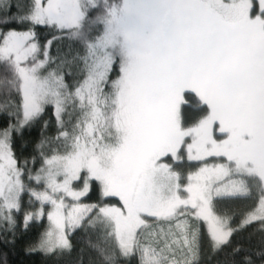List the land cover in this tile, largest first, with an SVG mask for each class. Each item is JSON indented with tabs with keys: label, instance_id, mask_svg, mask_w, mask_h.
Returning <instances> with one entry per match:
<instances>
[{
	"label": "snow or ice",
	"instance_id": "1",
	"mask_svg": "<svg viewBox=\"0 0 264 264\" xmlns=\"http://www.w3.org/2000/svg\"><path fill=\"white\" fill-rule=\"evenodd\" d=\"M0 117L2 264H264V0H0Z\"/></svg>",
	"mask_w": 264,
	"mask_h": 264
},
{
	"label": "trees",
	"instance_id": "2",
	"mask_svg": "<svg viewBox=\"0 0 264 264\" xmlns=\"http://www.w3.org/2000/svg\"><path fill=\"white\" fill-rule=\"evenodd\" d=\"M3 125V118L0 117V126ZM32 137L37 135V130L33 129L30 133H26ZM22 219V217H21ZM47 221L46 217L43 219V223L33 224V226L25 233L23 236L17 239V242L13 249H9L8 262L9 264H72V262L77 258L79 248L82 246L84 241L82 240V234L77 233L76 236L73 237V243L75 245L74 250L70 256L66 255L61 257L60 259H56L53 257H44L41 253H26L24 251V241L28 239H34L37 237L38 233L43 230L46 226ZM248 231H251L249 229ZM247 232L242 233L241 236L236 239L240 240L242 243L246 242ZM3 245H0V252H3ZM217 257H213L212 261H208L207 264H213L214 260ZM3 256L0 255V264H2Z\"/></svg>",
	"mask_w": 264,
	"mask_h": 264
},
{
	"label": "rangeland",
	"instance_id": "3",
	"mask_svg": "<svg viewBox=\"0 0 264 264\" xmlns=\"http://www.w3.org/2000/svg\"><path fill=\"white\" fill-rule=\"evenodd\" d=\"M46 221H47V219H46ZM48 223V222H47ZM47 225V224H46Z\"/></svg>",
	"mask_w": 264,
	"mask_h": 264
}]
</instances>
